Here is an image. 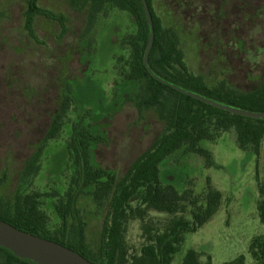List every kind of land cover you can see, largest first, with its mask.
<instances>
[{
	"label": "rangeland",
	"instance_id": "obj_1",
	"mask_svg": "<svg viewBox=\"0 0 264 264\" xmlns=\"http://www.w3.org/2000/svg\"><path fill=\"white\" fill-rule=\"evenodd\" d=\"M81 4L82 0H38L40 8L65 18L66 30L37 16L36 38H30L24 29L25 1L0 0V176L7 175L0 193L7 200L14 195L24 163L47 133L64 82L73 85L77 105L69 115L70 122L86 113L91 131L105 139L92 148L96 167L123 176L163 130L154 111L140 112L122 102L128 89L119 76V58H128L130 52L128 47L124 51L120 47L135 32L129 14L110 10L107 18H99L93 33L94 51L89 56L86 41H80L88 12V6L84 9ZM172 13L182 19L179 33L186 64L193 73L215 82L226 78L243 91L259 84L264 71V0H185ZM159 17L167 25V19ZM70 133L68 125L50 143L28 191L49 194L39 200V210L50 232L62 225L54 204L56 197L65 195L72 174L66 151ZM202 146L212 153L214 167H204L202 159L189 156L176 168L172 159L162 169L163 181L203 194L209 179L220 192L221 203L206 224L185 236L171 264H181L188 250L199 255L201 264L208 258L210 264H226L240 256L245 264H253L249 246L254 238L264 236L258 212L264 142L259 157L239 149L234 131ZM136 202L132 201L133 206ZM79 208L85 210L86 243L95 252L107 208H96L88 198L81 200ZM185 216L190 219L189 214ZM171 218L154 211L147 217L157 226ZM125 241L129 254L140 252L145 244L140 221L128 223Z\"/></svg>",
	"mask_w": 264,
	"mask_h": 264
},
{
	"label": "trees",
	"instance_id": "obj_2",
	"mask_svg": "<svg viewBox=\"0 0 264 264\" xmlns=\"http://www.w3.org/2000/svg\"><path fill=\"white\" fill-rule=\"evenodd\" d=\"M24 1V29L30 38H36L34 22L37 16L57 22L65 32L63 16L40 8L38 0ZM75 1L72 0L73 3ZM184 1L147 0L153 19L154 43L148 64L144 66L143 54L150 27L141 0H82L81 8L88 6V12L80 41H86L89 56L94 51L93 33L99 18H107L110 10L129 14L135 32L124 38L120 47L123 51L128 47L130 52L128 58H119V76L128 89L122 102L133 105L140 112L154 111L163 123V130L123 176L118 177L96 167L91 158L92 148L104 143L105 139L91 131L85 121L86 113L70 122L69 115L77 108L73 98L74 87L62 82L47 133L20 170L13 197L7 200L0 193L1 221L61 244L94 264H171L185 236L196 232L214 216L221 203V194L212 187L209 179L206 180L205 192L196 194L191 187H178L163 181L162 169L172 159H175V167L178 168L180 161L189 156L202 159L204 167H214L212 153L203 148L202 143L215 142L223 133L230 131H234L239 149L259 157L264 142V119L232 115L177 89L241 110L264 112V71L259 84L245 91L234 87L226 78L215 82L205 75L193 73L186 64L179 33L182 19L179 15L174 16L175 11L171 14L172 8L175 5L182 6ZM159 16L167 19V25L163 24ZM154 76L170 85L163 84ZM68 125L71 133L66 151L72 174L65 195L55 196L54 209L62 219V225L55 232H50L39 210V200L49 197V194L28 191L40 173L45 151L51 142L61 137ZM6 177L3 172L0 186ZM260 192L258 212L260 221L264 223V182ZM83 198H88L96 208H107L95 252L86 243V222L79 208ZM134 199L137 201L135 206L132 204ZM150 211L164 213L172 218L165 225L157 226L147 219ZM186 214L190 215V219L186 218ZM135 220L141 222L145 244L138 254H129L125 234L128 223ZM249 254L253 264H264V236L251 241ZM0 264L36 263L18 258L0 247ZM181 264H201L199 255L188 250ZM206 264H210L209 258ZM226 264H245V259L240 256Z\"/></svg>",
	"mask_w": 264,
	"mask_h": 264
},
{
	"label": "water",
	"instance_id": "obj_3",
	"mask_svg": "<svg viewBox=\"0 0 264 264\" xmlns=\"http://www.w3.org/2000/svg\"><path fill=\"white\" fill-rule=\"evenodd\" d=\"M141 3L147 18L148 25L150 27L148 42L143 54V64L144 66H147L149 54L154 43V26L147 0H141ZM154 77L158 79L156 76ZM158 80L163 84L168 86L170 85L165 81L160 79ZM177 90L183 94L191 96L196 100H199L222 111H226L232 115L252 118L255 120L264 119V112L241 110L232 106L215 102L182 89ZM0 247L12 252L18 258L26 259L36 264H94L79 253H76L61 244L21 231L1 220Z\"/></svg>",
	"mask_w": 264,
	"mask_h": 264
},
{
	"label": "flooded vegetation",
	"instance_id": "obj_4",
	"mask_svg": "<svg viewBox=\"0 0 264 264\" xmlns=\"http://www.w3.org/2000/svg\"><path fill=\"white\" fill-rule=\"evenodd\" d=\"M73 97H74V95H73ZM18 179H19V175H18V178H17V182H18ZM84 211H85V210H81V212H82V216H83V220H84V215H85ZM55 212H56V214H57V218L60 220V223H62V219H61L60 216L58 215V212H57L56 210H55Z\"/></svg>",
	"mask_w": 264,
	"mask_h": 264
}]
</instances>
